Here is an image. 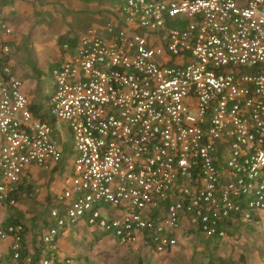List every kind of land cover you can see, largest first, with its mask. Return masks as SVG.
Instances as JSON below:
<instances>
[{"label": "built area", "instance_id": "1", "mask_svg": "<svg viewBox=\"0 0 264 264\" xmlns=\"http://www.w3.org/2000/svg\"><path fill=\"white\" fill-rule=\"evenodd\" d=\"M11 33L0 23V204H17L27 167L61 161L55 126L73 140L40 236L49 249L84 221L165 254L194 232L223 240L264 211V0H125L102 29L63 45L49 116L30 110ZM23 233L0 228L13 261Z\"/></svg>", "mask_w": 264, "mask_h": 264}, {"label": "rangeland", "instance_id": "2", "mask_svg": "<svg viewBox=\"0 0 264 264\" xmlns=\"http://www.w3.org/2000/svg\"><path fill=\"white\" fill-rule=\"evenodd\" d=\"M80 1L81 5L77 7L79 8L77 11L65 10L68 7L62 1L59 2L62 10L61 21L58 22L61 36L78 37L87 28L102 29L110 21L112 12L125 0ZM1 4L5 3L0 0V7ZM92 5L99 15L89 11L88 8ZM69 17L71 21L68 20ZM64 31H69L70 34L65 35L62 33ZM17 34L23 35L17 38ZM7 40L10 47L11 67L22 82L27 97L37 106L40 115L49 116L48 100L53 90L51 69L62 59L55 54H47L45 49L39 50L45 39L43 32L39 33L37 29L19 31L15 25H12V33ZM58 128L61 129L62 136L60 138L55 134L54 138L62 148L63 155L60 161L62 170L56 178L57 184L70 177L74 158L73 140L68 126L61 123L60 126H56V130ZM256 216L259 217L253 222L231 228L229 230L231 236L223 239L213 251L209 262L204 250L205 237L199 232L193 234L196 240L181 241L182 243L171 252L165 254H156L140 245L128 246L116 242L112 247L97 252L94 255L97 258L92 262L93 264H264V211L257 212ZM22 222L25 228L26 223ZM0 264H14V262Z\"/></svg>", "mask_w": 264, "mask_h": 264}, {"label": "crops", "instance_id": "3", "mask_svg": "<svg viewBox=\"0 0 264 264\" xmlns=\"http://www.w3.org/2000/svg\"><path fill=\"white\" fill-rule=\"evenodd\" d=\"M1 1L5 4H1L0 7V17L2 18L0 23L4 22L7 27H11V31L12 25H15L19 31L34 28L39 33L43 32L45 41L39 47V50L45 49L47 54H55L58 57L60 56L61 59L65 56V53L58 46V39L64 37L61 36L60 24L58 23L61 21L60 15L62 14L59 2L62 1L68 7L65 10L77 11L79 10L77 7L81 5L80 0ZM93 8L94 5L88 9L94 13L96 11ZM68 20L71 21V17ZM62 33H65V35L70 34L69 31ZM21 35L23 34H17V38H20ZM22 91L29 102L30 108L34 107L36 113L39 114L37 106L27 97L23 86ZM55 134L58 135V132L56 131ZM60 170H62L61 162L51 165L48 169H42L34 165L27 167L22 175L23 183L18 190L17 204L14 207L0 204V228L6 226L10 221H19L23 225L22 221L26 223L22 246L27 255L34 253L35 249L38 248L40 236L53 225V220L49 216L50 210L60 206L57 198L69 181V177H67L57 184L56 178L57 174L61 172ZM101 237L96 231L88 227L84 221H77L61 228L54 246L51 249L47 247V250H43L42 253L44 254V251H47L48 258H55L59 262L66 260L69 264H87L91 260H96L97 257H94V255L98 251L112 247L116 243L114 238ZM192 239L196 240L190 237L188 241ZM10 244L11 240L9 238L0 239V259L9 252ZM26 261H29V256H27ZM50 262L51 260L49 264Z\"/></svg>", "mask_w": 264, "mask_h": 264}, {"label": "trees", "instance_id": "4", "mask_svg": "<svg viewBox=\"0 0 264 264\" xmlns=\"http://www.w3.org/2000/svg\"><path fill=\"white\" fill-rule=\"evenodd\" d=\"M76 41H77V37L64 36V37H60L58 39V45H59L60 50L62 52H64L65 51L63 49V45L64 44H68L69 46L72 47V46L75 45ZM30 110L33 113L37 112V111H35L34 107H31ZM257 219H258V216H254L250 222H253V221L257 220ZM8 224H21L22 225V223L19 222V221H10ZM96 232H98V231H96ZM98 234H99V237L106 236L103 233H98ZM227 236L230 237L231 233L228 232ZM192 237H193V235H192ZM204 239H205V241H203V242H204V245L206 246V249H204V250L206 251V253L208 255V262H209V260H211V255H212L213 251L218 247V245L223 240L219 239V238H204ZM22 241H23V239H22ZM116 242H118V240H116ZM38 244H39L38 248H36L34 253L31 254V255H27L26 252L23 250V246H22L21 250L19 251V258L17 260H15V261H13V259H12L13 258L12 251H11V249H9V252L5 255V257L0 259V263L13 261L14 264H42V262L46 259V260H49V261L51 260L50 264H69L66 260H63L62 262H59L55 258L54 259L48 258L47 257V251L46 252L44 251V254L42 253L43 250H45V249L47 250V246L40 239H39V243ZM39 249H41V250H39ZM100 251H98V252H100ZM27 256H29V261L28 262L26 261ZM93 263L94 262H92V260H91L87 264H93Z\"/></svg>", "mask_w": 264, "mask_h": 264}]
</instances>
